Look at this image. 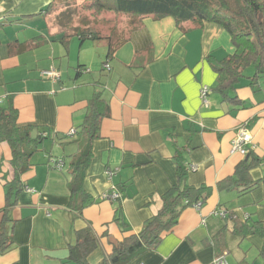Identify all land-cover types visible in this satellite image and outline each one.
<instances>
[{"label": "crops", "instance_id": "obj_1", "mask_svg": "<svg viewBox=\"0 0 264 264\" xmlns=\"http://www.w3.org/2000/svg\"><path fill=\"white\" fill-rule=\"evenodd\" d=\"M52 1L0 0V21L5 22L0 28V106L10 99L20 125L37 126L47 134L21 176L20 190L6 185L13 177L11 151L0 143V227L3 224L13 240L0 253V264H80L68 259V247L86 227L98 238L87 263L98 264L111 250V240L139 232L159 211L161 196L177 184V149L184 152L187 165L196 167L188 170L185 184L209 186L210 195L200 209H182L158 245L129 264H208L218 252L212 238L219 235L220 251L229 264H263L264 235L259 229L264 230V81L254 90L242 78L237 102L223 101L215 91L216 73L207 56L221 59L233 53L229 34L211 22L179 27L172 17H145L140 25L151 43L138 60L136 44L129 39L109 58L105 40L87 39L74 47L72 57L71 40L65 46L46 36L39 24L35 35L22 36L30 22L48 19L38 12ZM22 44L25 49L19 51ZM84 47L95 50L84 53ZM99 62L105 78L99 74ZM50 69L58 73L57 80L43 76ZM204 86L205 103L200 96ZM99 90L108 114L91 142L82 181L92 201L78 212L69 206L68 167L79 145L73 142L77 133L68 132L78 129L89 98ZM239 128L249 132L247 148L261 158L250 170V180L259 183L243 193L234 185L218 188L222 180L234 177L245 157L231 150ZM53 160L61 161V167ZM106 170L113 173L108 176ZM113 189L119 200L100 198ZM218 209L239 217L247 214L246 223L257 229L243 233L231 219L215 216Z\"/></svg>", "mask_w": 264, "mask_h": 264}, {"label": "trees", "instance_id": "obj_2", "mask_svg": "<svg viewBox=\"0 0 264 264\" xmlns=\"http://www.w3.org/2000/svg\"><path fill=\"white\" fill-rule=\"evenodd\" d=\"M76 3L81 4L82 8L88 11L89 16H81L80 24L74 25V9L76 8L73 7ZM54 8H60L56 15V23L59 28L58 33L61 32V35L56 37L57 40L65 46L68 45L73 35L77 37L80 43L87 39L105 40L108 58L119 45L129 39L136 44V60H138V54L149 50L150 38L141 25L140 29L131 30L126 37H120L122 35L118 37L117 32L115 35L116 28L114 27L108 33L103 34L99 28L90 24L89 17L94 18L96 15L112 13L129 16L139 23L145 17H151L155 20L172 17L179 27H182L183 24L200 27L205 22L215 23L229 34L231 43L235 48L233 53L221 59H217L213 55L207 56L216 73L215 91L220 94L222 100L226 102L238 101L235 92L242 78L248 79V84L254 90L259 88L261 82L264 81V0H54L38 14L49 16ZM4 24V21H0V28ZM24 49L25 45L22 44L19 51ZM106 64L104 63V67ZM250 68L253 69L251 75L244 73ZM101 92V90L96 91L89 98L87 112L82 123L70 135L73 136L77 133L73 142L77 143L79 148L68 167L70 176L68 181L69 206L78 212L92 201L91 197L84 191L82 181L91 156V142L100 135L101 120L108 114V105L102 98ZM46 137L45 131L40 130L37 126L18 123V111L10 99L6 106H0V143L5 142L11 151L9 164L12 167L13 177L10 181H6V185L10 189L13 187H17L18 190L21 189L23 186L21 176L31 167L30 158L40 148ZM174 161L177 184L171 186L161 196L162 206L159 211L145 222L139 232L126 235L121 240H111V250L98 264H129L142 253L152 250L158 245L164 234L175 227L182 209L188 206L193 207L196 203H200V206L205 203L210 195L211 187L206 185L195 187L185 184L184 180L189 165L186 164L182 149L176 150ZM260 161L261 158L248 149L244 159L235 168V178L232 176L222 180L223 184H220L218 188L234 185L242 193L250 191L259 183L250 180V170ZM53 162H55L56 167H61V161L53 160ZM261 181L264 182V177ZM100 198L106 200L102 196ZM119 199L120 194L118 198L112 201ZM225 210L228 211L227 218L231 219L234 226H238L243 233L253 232L257 229L255 225H248L247 219L241 222L239 218L232 217L233 211ZM118 211L119 208H117ZM119 212L115 220L121 218ZM259 230L264 235V230ZM214 237L212 238L213 244L218 251L216 256L222 255L219 248V244H221L220 235ZM12 244L11 233L7 232L2 224L0 227V253L10 248ZM97 245L98 238L90 227L78 230L75 243L68 247V259L76 263L88 264L87 256ZM262 259L264 264V246Z\"/></svg>", "mask_w": 264, "mask_h": 264}, {"label": "rangeland", "instance_id": "obj_3", "mask_svg": "<svg viewBox=\"0 0 264 264\" xmlns=\"http://www.w3.org/2000/svg\"><path fill=\"white\" fill-rule=\"evenodd\" d=\"M73 8H76V9H74V12H75L74 20H73L74 25L80 24L79 20H80L81 16H89L88 11L84 10L82 8L81 4L76 3ZM59 10H60V8H54V10L51 11V15H49L48 19H46V20H39V21L35 20L32 23L30 22L27 25V27L22 29V36L29 35V37H31V35H35V34H33V31L35 30V25L37 26V24H39L42 27H45L43 32L46 34V36H48L52 39L59 37L61 35L60 34L61 32L58 33L59 28H58V25L56 23V15L58 14ZM89 19L91 21L90 24L92 26H96L97 28H99L103 34L108 33L111 30V28H113V27L116 28L115 35H117V33H118V35H117L118 37L120 35H122L120 37H126V36H128V34L130 33L131 30H134L137 28L140 29V23L138 21L132 20L131 17L126 16V15H114L112 13H105V14H101V15H96L94 18L89 17ZM95 20H97V21H95ZM55 28H56V30L53 32V35H49L48 31H50V30L52 31ZM50 40L51 39H49V42H51ZM87 42H86V44H93V42H91V41H87ZM51 43L56 44V46H57V44H59L56 41L51 42ZM79 46H80V43H79L77 37L75 35H73L71 37V48H70V49H72V51H71L72 57H74V54H75L74 47L78 48ZM88 46H93V45H88ZM44 50H46V49H44ZM82 50H84V53L87 51L90 53L92 50L94 52L95 49H94V47H93V49L84 47ZM97 67H98V69L101 68L100 62H99ZM99 74L101 75V78H105V75L107 74V72L105 71V69L104 70L100 69Z\"/></svg>", "mask_w": 264, "mask_h": 264}, {"label": "built area", "instance_id": "obj_4", "mask_svg": "<svg viewBox=\"0 0 264 264\" xmlns=\"http://www.w3.org/2000/svg\"><path fill=\"white\" fill-rule=\"evenodd\" d=\"M107 66L108 65L106 64L105 67H107ZM42 74L45 77L52 79L53 81L58 79V73L56 71H54L53 69L43 71ZM207 92H208V89L205 86L200 90V94H201L200 96H201L202 101L204 103L206 102ZM73 133H74V130H70L68 132V135H72ZM251 140H252V138H251V135L249 134V132L244 128H239L237 130L236 137L232 141V149L231 150L232 151H238L241 154H246L248 151L247 144L250 143ZM195 168L196 167L194 165L189 166V170H195ZM112 173L113 172H111V170H106V174L108 176H110ZM101 196H102V198H105V199L114 200V199L119 197V194L114 189L110 193H103ZM193 207L196 209H199L200 203L194 204ZM213 214L217 217H220V218H227L228 217V211L225 209L214 210ZM232 217H234V218L237 217V218H240L241 220H246L248 218V215L244 214L243 216L239 217L237 214H235L233 212ZM208 264H229V262L226 258L225 253H223L222 255L214 257L213 260Z\"/></svg>", "mask_w": 264, "mask_h": 264}]
</instances>
